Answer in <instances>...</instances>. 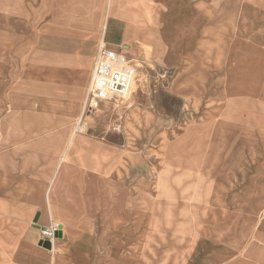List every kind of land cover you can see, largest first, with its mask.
Returning <instances> with one entry per match:
<instances>
[{"label": "crops", "instance_id": "1", "mask_svg": "<svg viewBox=\"0 0 264 264\" xmlns=\"http://www.w3.org/2000/svg\"><path fill=\"white\" fill-rule=\"evenodd\" d=\"M263 15L264 0H0V21L13 19L2 32L13 34L14 65L12 89L0 90V264H72L60 245L54 255L41 244L40 230L84 227L89 179L113 176L101 171L106 144L75 131L102 43L141 61L144 51H172L175 96L227 101L219 159H192L185 172L194 190L205 181L207 224L225 229L206 233L197 258L264 264ZM142 119L135 109L124 128ZM92 258L81 249L77 264Z\"/></svg>", "mask_w": 264, "mask_h": 264}, {"label": "rangeland", "instance_id": "2", "mask_svg": "<svg viewBox=\"0 0 264 264\" xmlns=\"http://www.w3.org/2000/svg\"><path fill=\"white\" fill-rule=\"evenodd\" d=\"M8 20L7 26L0 21L1 96L14 85L13 34L2 32L13 29V19ZM170 54L144 51L145 61L136 60L145 72L136 77L128 101L119 107L97 106L87 118L85 134L110 150L101 171L111 170L113 176L89 179L94 187L88 194L90 219L74 232L57 235L59 251L72 264H77L81 249L92 253L93 264H200L197 256L206 247V233L225 231L207 224L211 218L203 210L205 181L194 190V180L185 172L192 159L202 165L206 154L219 159L216 155L225 148L222 139L228 137L230 107L223 98L186 102L175 96ZM135 109L143 114L144 124L128 132L125 121ZM119 160L127 167L119 168ZM131 160H138L147 172H140Z\"/></svg>", "mask_w": 264, "mask_h": 264}, {"label": "built area", "instance_id": "3", "mask_svg": "<svg viewBox=\"0 0 264 264\" xmlns=\"http://www.w3.org/2000/svg\"><path fill=\"white\" fill-rule=\"evenodd\" d=\"M140 68L136 59L102 43L93 66L83 112L76 122L75 131L84 132L87 118L95 112L97 106L119 103V107L120 103H126L128 92ZM40 232L44 242H52L53 238H57L59 226L54 224L41 229Z\"/></svg>", "mask_w": 264, "mask_h": 264}, {"label": "bare ground", "instance_id": "4", "mask_svg": "<svg viewBox=\"0 0 264 264\" xmlns=\"http://www.w3.org/2000/svg\"><path fill=\"white\" fill-rule=\"evenodd\" d=\"M139 67H141L140 69H139V71H138V73H137V76L139 75V74H142V73H144L145 71V67H144V65L143 64H141V63H139ZM138 84V83H137ZM136 83H135V81L133 82V84H132V86H131V88H130V90H129V92H128V96H129V94H130V92L132 91V88L134 87V86H136L137 85ZM56 225H59V224H57L56 223ZM53 243H54V245H53ZM58 238H53L52 239V242H51V246H53V248H52V253H54L55 255H57V251H58ZM58 258L56 257L55 258V264H59V262H58V260H57Z\"/></svg>", "mask_w": 264, "mask_h": 264}, {"label": "water", "instance_id": "5", "mask_svg": "<svg viewBox=\"0 0 264 264\" xmlns=\"http://www.w3.org/2000/svg\"><path fill=\"white\" fill-rule=\"evenodd\" d=\"M58 235H61L60 233H58ZM44 247H46L47 249H50L51 248V242H43L41 243Z\"/></svg>", "mask_w": 264, "mask_h": 264}]
</instances>
